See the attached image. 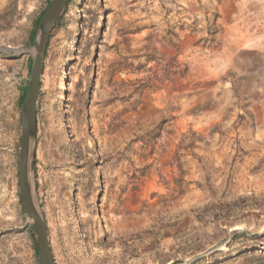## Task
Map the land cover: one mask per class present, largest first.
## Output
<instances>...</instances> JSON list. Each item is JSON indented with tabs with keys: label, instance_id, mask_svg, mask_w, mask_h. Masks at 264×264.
Listing matches in <instances>:
<instances>
[{
	"label": "rangeland",
	"instance_id": "rangeland-1",
	"mask_svg": "<svg viewBox=\"0 0 264 264\" xmlns=\"http://www.w3.org/2000/svg\"><path fill=\"white\" fill-rule=\"evenodd\" d=\"M50 1L0 0V264H40L19 86ZM44 64L32 173L56 264H264V0H72ZM55 125L65 173L85 172L66 194L75 252L47 213Z\"/></svg>",
	"mask_w": 264,
	"mask_h": 264
},
{
	"label": "water",
	"instance_id": "water-1",
	"mask_svg": "<svg viewBox=\"0 0 264 264\" xmlns=\"http://www.w3.org/2000/svg\"><path fill=\"white\" fill-rule=\"evenodd\" d=\"M67 3L68 0H51L40 21L37 34L34 38V49L30 50V52L34 55L31 76L20 109L21 138L19 150V176L21 185V200L25 212L32 220V227L36 235V245L40 264L56 263L49 242L46 222L31 207V197L26 177V161L29 160V168L34 170L33 164L37 135V111L41 92L42 76L44 72L45 57L51 37V32L59 23ZM2 50L8 51L12 49L11 47H3ZM238 230L240 229H235L234 231ZM217 249L218 246H214L207 250L204 254L213 253ZM191 261L192 260L186 261L185 264H188Z\"/></svg>",
	"mask_w": 264,
	"mask_h": 264
},
{
	"label": "bare ground",
	"instance_id": "bare-ground-1",
	"mask_svg": "<svg viewBox=\"0 0 264 264\" xmlns=\"http://www.w3.org/2000/svg\"><path fill=\"white\" fill-rule=\"evenodd\" d=\"M62 79H65V75ZM61 132L62 130L58 126H53L48 135L47 148H45L43 154L40 153L42 156L41 169L45 171L48 169L47 173L42 175V181L44 186L50 188L48 191L49 204L47 213L51 219L56 221L54 227L61 240L60 243L75 252L77 239L75 236H71L72 230L67 220L69 204L66 194L72 181H76L79 184L84 183L85 172L65 173L64 166L68 164V160L71 158L67 152L70 144L66 142L65 138H61ZM26 177L31 197V207L43 218V209L39 204L36 181L34 180L32 169L29 168V160L26 161ZM83 188L80 190L83 191ZM84 205H86L84 201L79 203L80 210L84 211ZM218 250L219 248L216 251Z\"/></svg>",
	"mask_w": 264,
	"mask_h": 264
},
{
	"label": "trees",
	"instance_id": "trees-1",
	"mask_svg": "<svg viewBox=\"0 0 264 264\" xmlns=\"http://www.w3.org/2000/svg\"><path fill=\"white\" fill-rule=\"evenodd\" d=\"M70 1H72V0H68V4L70 3ZM68 4H67V6H68ZM46 8H47V7H46ZM46 8H45V9L41 12V14L38 16L37 21H36V26H37V24L41 21V19H42L44 13H45V11H46ZM36 26H35V28H36ZM35 28H34V29H35ZM33 35H34V33L32 34V37H33ZM19 89H20L19 103L21 104V103L23 102V100H24V97H25L26 86L20 85V86H19ZM34 249H35V252L37 253V248H36V245H35V244H34Z\"/></svg>",
	"mask_w": 264,
	"mask_h": 264
}]
</instances>
